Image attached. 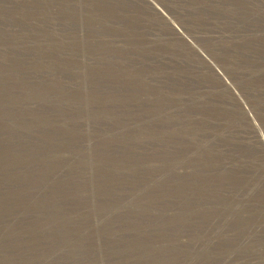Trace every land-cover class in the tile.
Masks as SVG:
<instances>
[{
	"label": "rangeland",
	"instance_id": "374dc122",
	"mask_svg": "<svg viewBox=\"0 0 264 264\" xmlns=\"http://www.w3.org/2000/svg\"><path fill=\"white\" fill-rule=\"evenodd\" d=\"M0 264H264V0H0Z\"/></svg>",
	"mask_w": 264,
	"mask_h": 264
}]
</instances>
